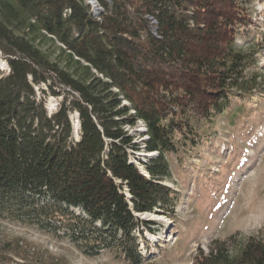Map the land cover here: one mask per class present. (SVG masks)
Listing matches in <instances>:
<instances>
[{"label": "trees", "instance_id": "obj_1", "mask_svg": "<svg viewBox=\"0 0 264 264\" xmlns=\"http://www.w3.org/2000/svg\"><path fill=\"white\" fill-rule=\"evenodd\" d=\"M95 1L0 0V220L58 234L88 258L147 264L139 228L153 222L137 215L173 217L179 203L162 183L166 156L194 142L191 121L255 89V53L235 42L256 0ZM49 96L60 98L51 113ZM136 151L147 156L133 161ZM193 264H264V243L216 241Z\"/></svg>", "mask_w": 264, "mask_h": 264}, {"label": "rangeland", "instance_id": "obj_2", "mask_svg": "<svg viewBox=\"0 0 264 264\" xmlns=\"http://www.w3.org/2000/svg\"><path fill=\"white\" fill-rule=\"evenodd\" d=\"M247 13L252 23L237 33L235 43L255 53L256 63L247 71V76L257 78L255 89L232 98L211 121H191L193 143L181 144L177 138L178 153L166 156L170 179L162 182L180 196L174 216H139L153 222V233L139 228L148 241V246L138 241L147 264H193L199 251L206 254L216 241L228 247L248 237L264 243V0L250 3ZM7 73L0 57V74ZM35 89L41 97L38 89L43 85ZM59 101L47 97V112H53ZM72 117L75 129L76 114ZM144 130L140 122L129 129V134L137 135L135 143L145 139ZM145 156L136 151L132 159ZM0 264L128 263L114 251L85 257L58 234L0 220Z\"/></svg>", "mask_w": 264, "mask_h": 264}, {"label": "water", "instance_id": "obj_3", "mask_svg": "<svg viewBox=\"0 0 264 264\" xmlns=\"http://www.w3.org/2000/svg\"><path fill=\"white\" fill-rule=\"evenodd\" d=\"M87 2H89V4L92 6L93 9L97 10V3L95 0H87ZM154 214V213H153ZM147 216V214H143V215H137L138 217L139 216ZM149 215V214H148Z\"/></svg>", "mask_w": 264, "mask_h": 264}, {"label": "bare ground", "instance_id": "obj_4", "mask_svg": "<svg viewBox=\"0 0 264 264\" xmlns=\"http://www.w3.org/2000/svg\"><path fill=\"white\" fill-rule=\"evenodd\" d=\"M76 123V122H75ZM77 126V125H76ZM148 215V214H147Z\"/></svg>", "mask_w": 264, "mask_h": 264}]
</instances>
